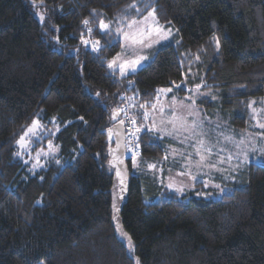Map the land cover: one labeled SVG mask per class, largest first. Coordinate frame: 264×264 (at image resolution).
<instances>
[{
	"label": "trees",
	"instance_id": "trees-1",
	"mask_svg": "<svg viewBox=\"0 0 264 264\" xmlns=\"http://www.w3.org/2000/svg\"><path fill=\"white\" fill-rule=\"evenodd\" d=\"M149 12L177 33L119 76L114 31ZM184 82L211 93L196 103L208 116L251 129V102L264 101V0H0V264H264V164L246 165L217 200L178 197L146 169L165 140L139 124L158 89ZM124 95L140 153L118 193L103 131ZM35 119L57 154L31 171L16 142Z\"/></svg>",
	"mask_w": 264,
	"mask_h": 264
},
{
	"label": "rangeland",
	"instance_id": "rangeland-1",
	"mask_svg": "<svg viewBox=\"0 0 264 264\" xmlns=\"http://www.w3.org/2000/svg\"><path fill=\"white\" fill-rule=\"evenodd\" d=\"M150 13V12H149ZM146 14L129 24L125 30L114 32L120 40L119 53L110 60L116 63L110 70L119 76L135 73L147 65L151 55L158 46L171 42L177 33L171 27L160 25L154 14ZM152 13V12H151ZM145 18L147 20L145 21ZM41 19V18H39ZM125 33L135 35L143 43H133ZM147 45V46H146ZM144 57L135 68H127L121 74L120 66L126 61ZM108 63V66H109ZM185 88L186 93L180 96L178 90ZM210 92L200 91V85L188 86L185 82L171 88H160L155 100L146 108L147 117L139 124V131H151L159 139L165 140L166 155L161 161L150 163L146 168L157 185L168 189L178 197L195 191L194 196L203 199H220L229 194L245 166L264 164V101L251 102V131H234L219 118L208 116L203 108L196 106L200 98L211 97ZM33 121L39 127L36 134L29 132ZM18 138L25 137L24 146L16 142V155L31 171L42 167L46 158L54 157L57 151L49 147L46 151L42 139L48 132L42 133L40 122L35 119ZM37 143L41 147L35 148ZM203 157V159H201ZM134 171L138 172L139 168ZM158 196L153 199L157 200Z\"/></svg>",
	"mask_w": 264,
	"mask_h": 264
},
{
	"label": "water",
	"instance_id": "water-1",
	"mask_svg": "<svg viewBox=\"0 0 264 264\" xmlns=\"http://www.w3.org/2000/svg\"><path fill=\"white\" fill-rule=\"evenodd\" d=\"M108 143L109 165L114 171L118 193H125L130 176L125 158V132L117 111L111 115V126L103 131Z\"/></svg>",
	"mask_w": 264,
	"mask_h": 264
},
{
	"label": "built area",
	"instance_id": "built-area-1",
	"mask_svg": "<svg viewBox=\"0 0 264 264\" xmlns=\"http://www.w3.org/2000/svg\"><path fill=\"white\" fill-rule=\"evenodd\" d=\"M128 98L124 95V103L120 107V120L124 125L125 132V158L126 160H134L139 157V144L137 142V128L134 118L131 112L135 109L131 104H129ZM134 122V123H133Z\"/></svg>",
	"mask_w": 264,
	"mask_h": 264
},
{
	"label": "snow or ice",
	"instance_id": "snow-or-ice-1",
	"mask_svg": "<svg viewBox=\"0 0 264 264\" xmlns=\"http://www.w3.org/2000/svg\"><path fill=\"white\" fill-rule=\"evenodd\" d=\"M135 5H130V7H134ZM153 13H149V16H152ZM147 20V18H145V21ZM85 24H88V21L85 20L84 21ZM138 23L137 21H132L131 24L129 25V27L132 26V24H136ZM100 28L101 30H107L109 28L108 24H105L103 21L100 22ZM89 31H91V29H89ZM125 37L127 39H131L132 42L135 43H143V34H140V39H137V37L135 35H130L129 33H125L124 34ZM84 43H88V41H84ZM99 42L97 41L94 45V49L96 50V47L98 46ZM147 46V45H146ZM217 46L219 47V43L217 42ZM144 59V57H140L139 59H135L132 61H126L125 64L120 66V70H121V74H124V72L126 71L127 68H135V66L137 64L140 63V61ZM116 63V61L114 60L113 62L109 63V67L112 68L114 66V64ZM134 123V122H133ZM39 127L38 122L37 121H33V125L32 127L29 128V132L32 133L33 135L36 134V129ZM260 127L264 128V124H261ZM24 142H25V137H21L19 141H17L18 144H20L22 147L24 146ZM201 159H203V157H201ZM130 246H131V242L129 241ZM137 264H139V261H137Z\"/></svg>",
	"mask_w": 264,
	"mask_h": 264
},
{
	"label": "bare ground",
	"instance_id": "bare-ground-1",
	"mask_svg": "<svg viewBox=\"0 0 264 264\" xmlns=\"http://www.w3.org/2000/svg\"><path fill=\"white\" fill-rule=\"evenodd\" d=\"M127 97V96H126ZM138 138V137H137Z\"/></svg>",
	"mask_w": 264,
	"mask_h": 264
}]
</instances>
